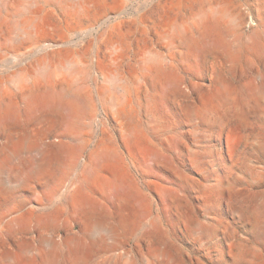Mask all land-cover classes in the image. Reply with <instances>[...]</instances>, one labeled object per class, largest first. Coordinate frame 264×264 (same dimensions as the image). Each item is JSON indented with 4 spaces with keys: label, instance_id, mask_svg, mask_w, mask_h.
Listing matches in <instances>:
<instances>
[{
    "label": "rangeland",
    "instance_id": "rangeland-1",
    "mask_svg": "<svg viewBox=\"0 0 264 264\" xmlns=\"http://www.w3.org/2000/svg\"><path fill=\"white\" fill-rule=\"evenodd\" d=\"M220 8L226 41L264 37V0H0V264H264V38L228 57L194 25ZM48 77L87 96L81 127L26 103ZM59 143L83 147L70 174ZM99 145L121 159L103 166L113 187L73 202L64 187ZM42 149L50 173L21 183ZM67 239L84 242V261Z\"/></svg>",
    "mask_w": 264,
    "mask_h": 264
},
{
    "label": "bare ground",
    "instance_id": "bare-ground-1",
    "mask_svg": "<svg viewBox=\"0 0 264 264\" xmlns=\"http://www.w3.org/2000/svg\"><path fill=\"white\" fill-rule=\"evenodd\" d=\"M227 14H228V11L225 8L215 9V10L210 11L209 13L205 12L200 18L197 16L199 19L197 18V20H194L195 21L194 25L196 28H199L204 32L205 31H213L215 33H218L220 38H221L219 43L224 48L225 53L228 57H232L234 52L236 51V49L234 48L235 42H236V44H238L241 47L240 49H246V48L249 49L251 47L256 46L262 40V38H264L263 37V31L256 30L254 33H252L249 36V38L246 41H244L242 38H239L238 36H236V38L234 39V43L226 41L224 39V34L226 33V29L223 28V26L220 23V20L222 17L226 16ZM181 31L182 30H178L177 35H181L182 34ZM185 41L188 42L189 39H186ZM148 64L153 69L156 70L158 75L166 73L165 67L162 66L158 60H154V59L149 60ZM218 73H219V70H218ZM47 79H49V77ZM51 80L52 79L47 80V83L45 84V90H43V92L38 93V94L29 93L28 96L26 97V103L29 105H35L39 101H44L46 104H50L51 106H54L55 108H57V110L63 114L65 120L67 121V123L71 129L75 130L76 128L81 127L82 122H83L84 112H86V110H87V103H88L87 102V96L84 94H81V93H76V94L71 95L70 92L68 91V89H63V88H62V90L59 89L57 87V85H54L53 81H51ZM173 85H174V83H173ZM221 85H222V83H221ZM262 90L264 91V85H263ZM0 109H1V106H0ZM21 141H22L21 142L22 145H17V147H16L17 151L16 152L22 151V149H23V145L25 144V140L21 139ZM57 148L60 151L59 153H61L65 158V165L63 167V173L64 174H70L75 168L76 160H78V158L82 154L83 147H82L81 143H79L75 146H69V147L63 146L61 143H59L57 145ZM151 156L153 157V155H151ZM152 157L150 158L151 160H152ZM153 160L156 161V158H154ZM120 162H121V159L113 148H111L109 146L99 145L97 148L94 149V151L91 155V158L89 160H87V162H84V167H82V171L79 174V178L77 180H74V181L69 180L68 183L65 185L64 188L69 193V199L73 202L84 201L85 200V195H84L85 190H87L86 188L88 186H97V185L102 186L103 185L104 187L105 186L113 187V186H111V184H108V181H105L103 179V176H102V172L104 170L103 166L104 165L106 166L107 164H118ZM52 165H53L52 154H50L48 149H42V151L40 153H38V156L35 158V162L33 163L32 168L20 180L21 183H25V181L26 180L28 181L29 178L33 175H39V176L48 175L51 171ZM5 168H6V174L10 175V173L13 170V167L11 166V164L6 163ZM119 179H118V181H119ZM122 181H124V180H121L120 183ZM120 183L118 182L117 186H114V187L119 188L121 190V192L125 193L127 196L128 195L134 196L135 192H133L126 185L124 186V185H121ZM13 187L14 186L8 184V189H12ZM116 192H118V191H116ZM162 194L166 198L170 197L168 191H166V192L163 191ZM136 200L139 204L140 210L144 211V207H143L142 202L138 199H136ZM16 223H18V222H16ZM21 223H22V225H24V224L27 225L29 223V220L28 219H24V220L21 219ZM93 229H94L93 231L96 233L107 234L108 237H111L113 240L117 239V237H118L117 228H112L111 226L106 227L105 225L99 226V224H96L93 226ZM92 245H93V243L91 244V246ZM56 246L57 245H55L54 243L49 242V247H50V250L53 254L58 251ZM82 246L85 247L84 242L81 243L80 241H76L74 239H70V240L67 239V242L65 243V247H67L68 250L70 252H72V254H74V256L76 257V261L78 263L84 261V258L86 257V255H84V254L82 255V254L77 252L80 250L79 248H83ZM86 246H87V243H86ZM20 251L24 252L25 248L21 247ZM161 256H163V258H165V262L167 260L172 259L171 254H169V252H167V251L162 252ZM9 257H11L15 262H17V264H28V263L24 262L21 257H17L13 254H9ZM52 261H53V256L50 257L49 260H47V263L51 264ZM255 264H259V263H255Z\"/></svg>",
    "mask_w": 264,
    "mask_h": 264
}]
</instances>
